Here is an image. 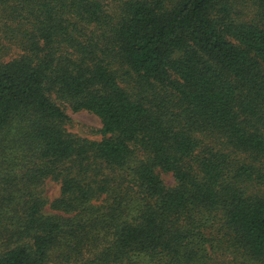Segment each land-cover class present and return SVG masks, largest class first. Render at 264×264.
<instances>
[{"label":"trees","instance_id":"1","mask_svg":"<svg viewBox=\"0 0 264 264\" xmlns=\"http://www.w3.org/2000/svg\"><path fill=\"white\" fill-rule=\"evenodd\" d=\"M0 264H264V0H0Z\"/></svg>","mask_w":264,"mask_h":264},{"label":"rangeland","instance_id":"2","mask_svg":"<svg viewBox=\"0 0 264 264\" xmlns=\"http://www.w3.org/2000/svg\"><path fill=\"white\" fill-rule=\"evenodd\" d=\"M66 113L69 117L66 125L68 131L90 140H99L101 138V123L95 115L85 110L73 112L70 109H67ZM162 178L167 184H172L174 182L169 174L163 173ZM59 186L60 185L55 181H45L43 184V194L48 202L58 197L60 190Z\"/></svg>","mask_w":264,"mask_h":264}]
</instances>
